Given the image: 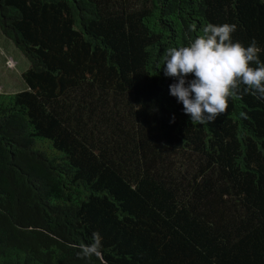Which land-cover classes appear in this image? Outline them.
Returning <instances> with one entry per match:
<instances>
[{"label":"trees","instance_id":"16d2710c","mask_svg":"<svg viewBox=\"0 0 264 264\" xmlns=\"http://www.w3.org/2000/svg\"><path fill=\"white\" fill-rule=\"evenodd\" d=\"M207 23L264 62V0H0V264H264V99L192 124L164 75Z\"/></svg>","mask_w":264,"mask_h":264},{"label":"clouds","instance_id":"9594fccd","mask_svg":"<svg viewBox=\"0 0 264 264\" xmlns=\"http://www.w3.org/2000/svg\"><path fill=\"white\" fill-rule=\"evenodd\" d=\"M236 29L235 24L207 23L187 46L170 47L164 53V75L177 81L169 86L170 95L183 104L192 124L214 122L226 112L230 97L239 98L242 85L244 93L264 99L261 49L254 39L247 47L233 42ZM190 30L195 31L196 25ZM102 239L99 232H93L91 243L79 245L78 256L86 260L100 257Z\"/></svg>","mask_w":264,"mask_h":264},{"label":"rangeland","instance_id":"374dc122","mask_svg":"<svg viewBox=\"0 0 264 264\" xmlns=\"http://www.w3.org/2000/svg\"><path fill=\"white\" fill-rule=\"evenodd\" d=\"M30 63L15 44L0 31V92H17L25 88L22 73Z\"/></svg>","mask_w":264,"mask_h":264}]
</instances>
